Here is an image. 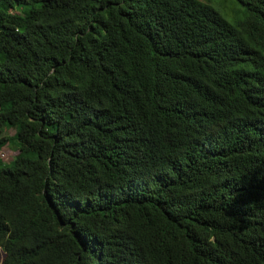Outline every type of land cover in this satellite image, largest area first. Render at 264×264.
<instances>
[{"label":"trees","instance_id":"1","mask_svg":"<svg viewBox=\"0 0 264 264\" xmlns=\"http://www.w3.org/2000/svg\"><path fill=\"white\" fill-rule=\"evenodd\" d=\"M7 143L0 264H264V0H0Z\"/></svg>","mask_w":264,"mask_h":264},{"label":"rangeland","instance_id":"2","mask_svg":"<svg viewBox=\"0 0 264 264\" xmlns=\"http://www.w3.org/2000/svg\"><path fill=\"white\" fill-rule=\"evenodd\" d=\"M225 4L226 7V3H222V5ZM228 6V5H227ZM24 8H27V5L23 6ZM21 9L17 8L16 10H14V12L21 14ZM13 133V129L12 128H8L6 130H4V135L6 136H10ZM15 147L12 144H4L2 147H0V159L2 162L4 163H8L12 157L15 154Z\"/></svg>","mask_w":264,"mask_h":264}]
</instances>
